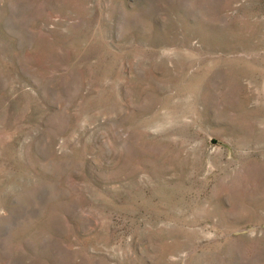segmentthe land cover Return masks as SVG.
Returning a JSON list of instances; mask_svg holds the SVG:
<instances>
[{
  "label": "rangeland",
  "instance_id": "1",
  "mask_svg": "<svg viewBox=\"0 0 264 264\" xmlns=\"http://www.w3.org/2000/svg\"><path fill=\"white\" fill-rule=\"evenodd\" d=\"M0 264H264V0H0Z\"/></svg>",
  "mask_w": 264,
  "mask_h": 264
}]
</instances>
